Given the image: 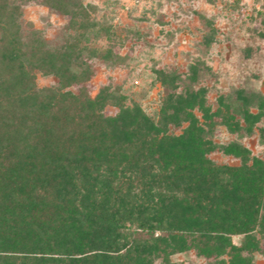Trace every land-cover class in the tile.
<instances>
[{
  "label": "trees",
  "instance_id": "obj_1",
  "mask_svg": "<svg viewBox=\"0 0 264 264\" xmlns=\"http://www.w3.org/2000/svg\"><path fill=\"white\" fill-rule=\"evenodd\" d=\"M42 4L68 16L78 35L41 53L33 31L32 63L15 35L1 43L0 264H175L173 255L191 250L218 264H252L256 235L264 238V158L207 137L216 124L252 134L264 97L236 90L233 104L221 97L212 111L206 88L195 87L201 63L189 66L182 91L176 85L163 97L157 120L109 85L94 98L64 91L91 78L80 41L98 24L81 0ZM18 13L0 0L1 27H15ZM33 69L56 85L37 89ZM106 106L118 112L104 116ZM216 150L239 165L214 163ZM233 235H243L239 246Z\"/></svg>",
  "mask_w": 264,
  "mask_h": 264
},
{
  "label": "rangeland",
  "instance_id": "obj_2",
  "mask_svg": "<svg viewBox=\"0 0 264 264\" xmlns=\"http://www.w3.org/2000/svg\"><path fill=\"white\" fill-rule=\"evenodd\" d=\"M43 1L9 0L19 9L16 25L11 29L0 26V46L3 39L15 35L25 43L23 55L31 63L30 48L34 42H28L33 31L40 33L41 53L62 48L69 35H78L68 16L43 5ZM81 3L90 19L98 24L95 31H88L86 40L80 41L91 55L86 62L92 75L88 81L74 83L64 91L77 94L84 89L94 98L102 87L109 85L125 94L129 104L139 103L148 116L157 120L163 97L176 85L177 92L182 91L188 84L189 66L201 63L195 87L206 88V103L212 111L219 107L221 97L233 104L236 90L264 97V38L259 37L264 30V0H81ZM158 70L168 74L161 82L156 79ZM32 74L37 89L51 88L57 83L54 76L43 75L39 69H33ZM170 74L179 75L182 81L174 84ZM117 112V108L106 106L102 113L114 116ZM195 114L203 122L201 114L197 111ZM262 127L264 119L248 135L244 131L230 133L225 126L216 124L207 138L215 145L237 142L251 156L262 159L264 132L259 131ZM168 130L170 134L181 133V129ZM208 158L218 165L240 163L218 150L209 153ZM256 238L259 250L252 254V264H264V238L258 234ZM242 239L243 235L231 236L235 246ZM171 262L218 264L215 259L196 256L193 250L173 255ZM155 264H161L160 260Z\"/></svg>",
  "mask_w": 264,
  "mask_h": 264
}]
</instances>
